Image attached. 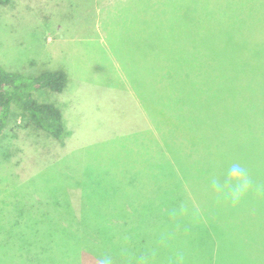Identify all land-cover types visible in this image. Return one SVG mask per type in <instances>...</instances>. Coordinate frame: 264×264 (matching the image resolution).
Listing matches in <instances>:
<instances>
[{"label":"rangeland","instance_id":"1","mask_svg":"<svg viewBox=\"0 0 264 264\" xmlns=\"http://www.w3.org/2000/svg\"><path fill=\"white\" fill-rule=\"evenodd\" d=\"M155 2L11 0L0 6V64L28 76L58 69L68 75L62 93L33 92L38 102L59 109L61 140L15 111L0 135V264H100L105 258L109 264H264V202H257L263 204L254 214L238 218L211 214L206 207L213 203L210 185L213 180L222 184L225 171H213L208 146L201 143L216 133L185 136L195 127L192 120L218 124L213 114L222 92L231 125L239 128L243 121L249 127L250 109L263 120L264 103L246 102L247 84L241 86L236 74L232 81L231 63L247 61L248 50L264 57V36L250 40V27L264 25V0H168L181 19L179 26L160 29L158 40L164 43L157 52L143 42L137 20L127 22L128 15L142 20ZM122 4L127 8L119 9V20L107 23V12ZM149 29L147 39L155 41L156 30L154 36ZM48 37L61 42L56 58ZM144 54L146 65L141 60L139 65ZM169 54L187 58L188 71L194 61L191 70L200 76L198 86L208 103L205 113L200 109L194 117L187 108L175 112L178 129L163 124L167 118L171 123L167 112H154L151 57L167 64ZM253 66L264 73L263 62ZM224 77L229 81L222 85ZM228 85L234 87L233 103ZM190 94L183 95L187 105ZM159 98L166 111L168 96L163 92ZM184 154L185 168L176 160ZM255 169L264 173L263 165ZM230 192L216 194L243 213ZM238 221L243 233H236ZM204 227H210V235ZM138 233L145 236L141 247ZM210 237L227 245L216 247Z\"/></svg>","mask_w":264,"mask_h":264},{"label":"trees","instance_id":"2","mask_svg":"<svg viewBox=\"0 0 264 264\" xmlns=\"http://www.w3.org/2000/svg\"><path fill=\"white\" fill-rule=\"evenodd\" d=\"M9 2L10 0H0V6H5L9 4ZM179 13L180 12H177L175 15L172 13V17L169 19L177 22V20L181 19V15ZM157 15L159 17V14ZM175 26L179 25L176 24ZM155 30L156 38L154 42V49L157 52V50L160 51V47H162L164 42H160L158 40L162 31H160L159 27H156ZM262 36H264V25L250 27V40H254V38H261ZM167 42L168 44L172 42L171 37ZM169 56L171 58V62L169 61L167 64L154 59L152 85L155 107L154 112L155 114L167 112L169 115L168 117H171V123L169 118H167V123L163 124L170 125L171 127L175 126L178 129L180 127L179 122L181 120L177 118L175 112H177L180 108H187L186 112H191L194 117L200 109L203 113H205L203 106H208V103L204 102V100L207 99L205 96L203 98V90L200 86H198L200 83V76L193 74L191 70L194 68V61L189 62L191 69L188 71L187 68H185L187 64L186 62H188L187 58L182 59L180 56L179 58H174V56L170 54ZM240 57L242 58V55H240ZM241 60H239L241 63L237 64L238 66H235L237 60H234V62L231 63L233 66L231 70L234 73L232 81L234 82L235 80V74L240 76L239 79L241 86H243V84H247V89H245L246 95L244 96V98H246V102L250 105L255 103L256 105L258 104L261 106V103H264V73L259 75L253 64L258 62L264 63V57L254 56L251 51L248 50L247 61L243 59ZM180 67H182V70ZM245 67L247 69H245ZM184 72H186L185 75L183 74ZM223 79L224 81L221 80L220 83H223L222 85L229 81V79H226L225 77ZM192 82L195 83L198 94L192 89V86H194ZM67 83V72L62 69L46 70L38 75L28 76L22 73L8 71L0 64V135L7 127L9 119L12 116V112L15 111L18 118H28L31 124H33L36 128L44 131L56 140H61L64 129L59 109L52 104L38 102L34 99L33 92L47 89L52 92L60 93L65 89ZM229 85L228 87L233 90L230 95L231 99H233V103L235 99L234 87ZM187 91L190 93L192 92V94H190L191 100L188 105L183 96L187 93ZM163 92L164 95H167L169 98L167 99L168 105L166 103V111L164 101L159 98ZM194 96H196V99ZM217 101H219V105L216 106L215 111L217 112L213 115L216 117L218 115V124L214 121L216 124L215 126L213 124L208 125V119H203V117H201L200 124L198 123L199 125L196 124L197 122L195 120H192L191 124L195 125V127H188L185 136H189L190 132H192L195 134L194 136L199 139L198 134L201 137H204L205 133L214 129L216 137L214 136L215 138H213L212 141L211 138L203 140L201 145L208 146V152L206 155H208V159L210 158L208 161H211L213 171L216 169L225 171L223 177H221L224 189H228L230 191L232 189V183L228 182V171L233 164H240L246 170L247 176L251 182L250 187L247 192L239 200H237L240 210L243 211V213H240L237 210L238 205H232L229 202L225 204V200L222 197H218L219 195L216 194V190H213L212 185H210L212 190H209L211 191L209 193V196L211 197H208V199L213 203L206 206L208 211L215 216L217 215L216 217L218 219H233L245 216L246 214H254L258 210L257 206L263 204L257 202H264V173L257 172L255 169V164L264 166V118L261 121V119H258L256 110L251 111V109H248L250 111V115H252L251 122L248 123L249 127L243 124V121L242 123L238 122L240 130L237 124H232L234 127L237 125L236 129L237 132H239L238 134H234L231 125V111L222 107V101L225 102L223 92L217 96ZM162 106L164 109H162ZM189 112L188 115L190 114ZM258 120H260V122ZM186 124L188 123L186 122ZM245 127L247 128L246 130ZM230 134L234 135L231 137ZM215 141L216 144L214 143ZM198 143L199 142L197 141V144ZM192 145L195 144L192 143ZM188 159L189 158L186 157L185 154L181 155L180 158H176V160L180 162L179 164H183L184 168L186 163H188ZM247 167H250V169H247ZM222 172L218 171L219 174ZM223 196L227 199L226 195ZM228 199L230 200V198ZM236 225L237 228L235 229H238L236 233H243L244 224L241 221H238ZM208 229L212 231L210 227H204L203 230L206 231L207 235H210V233L207 232ZM202 231L201 237H204L205 234H202ZM227 231L228 230L225 229L222 231L224 238L229 235ZM139 237H141L140 242L138 240L141 247V240H145V236L143 233H138L136 239ZM209 240H211V242L214 243L213 245L216 247L218 244L219 246L220 244L227 245L224 241L221 243L217 242V240L215 241L214 237L213 239L210 237ZM146 245L147 242L145 243L143 249ZM224 249L225 247L220 249V252L224 253ZM206 250L207 248H202V252H205Z\"/></svg>","mask_w":264,"mask_h":264},{"label":"crops","instance_id":"3","mask_svg":"<svg viewBox=\"0 0 264 264\" xmlns=\"http://www.w3.org/2000/svg\"><path fill=\"white\" fill-rule=\"evenodd\" d=\"M10 2H11V0H10ZM8 5V4H7ZM7 5H5V6H7ZM116 9L114 10V11H110V12H107L108 13V17L106 18V22L108 23V21H107V19H111L112 20V22H114L115 21V19H118L117 17H116V15L117 14H119V9H123V8H127L125 5H121V6H116L115 7ZM128 8H130L129 9V11H130V13H131V11H132V5H128ZM150 9H149V12H148V15H146L147 13H145L144 14V16H143V18H142V20L141 19H132V16H129L128 15V17L130 18V19H128L127 20V22L130 24V25H133L134 23H136V21L135 20H137V22H138V25L136 26V30H138V29H141V28H144L143 29V32H142V34H143V36H142V38H143V42L144 43H148V44H151V46H153V49H154V39H150L149 41H148V39H147V31H146V27H150V29H149V34H151V35H154L155 36V29H156V27H159V29H161V28H163V27H166V26H164L165 24H168V26H172V25H174L175 23L177 24V25H179V23H180V20H177V22L175 21H171V19H169L170 17H172L171 15H172V13H173V15H175L177 12H180V10L178 9V7L176 6V5H174L173 3H168V0H164V2L163 3H158L157 2V0H156V2H155V4L152 6V7H149ZM8 13H10L9 11H7ZM110 13V14H109ZM120 14H122L121 12H120ZM157 14H159V17H158V15ZM180 14V13H179ZM14 15V14H13ZM112 15V16H111ZM110 16V17H109ZM147 19H149V20H147ZM119 20V19H118ZM47 21H49V20H47ZM141 22H143V23H141ZM175 24V25H176ZM107 25V24H106ZM108 25H110V24H108ZM49 45H50V47H51V51H50V53H52V56H54V58H56L55 56H57L58 54H61V52H62V50H61V42H54V40L52 39V38H50V37H48V42H47ZM64 43H72L71 41H65ZM140 43H142V42H140ZM143 44V43H142ZM144 45V49L146 48V45L145 44H143ZM104 50L106 51V49L104 48ZM73 51V53H75V51H74V49L72 50ZM72 54V53H71ZM146 54H144V56H143V58H141V59H139L138 60V63H139V65H140V60H141V63L143 64V65H146V56H145ZM151 60H152V67H153V64H154V56L152 55V57H151ZM154 68V67H153ZM130 69H131V67H130ZM154 73L152 72V75H153ZM133 74L131 73V76H132ZM145 76H147V75H145ZM130 80H132V81H134L135 79L134 78H130ZM153 82V81H152ZM153 85V84H152ZM67 87H68V83H67V85H66V87H65V91L67 90ZM63 90V91H64ZM62 91V92H63ZM62 92H60V93H62ZM56 93V92H55Z\"/></svg>","mask_w":264,"mask_h":264},{"label":"clouds","instance_id":"4","mask_svg":"<svg viewBox=\"0 0 264 264\" xmlns=\"http://www.w3.org/2000/svg\"><path fill=\"white\" fill-rule=\"evenodd\" d=\"M228 182L233 184L230 196L233 200H239L249 189L250 180L247 176L246 170L240 164H233L228 171ZM212 185L218 192L224 190V185L218 181L213 180ZM100 264H109L107 258L102 259Z\"/></svg>","mask_w":264,"mask_h":264}]
</instances>
